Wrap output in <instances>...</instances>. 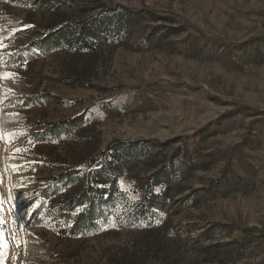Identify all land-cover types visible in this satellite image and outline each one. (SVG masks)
Wrapping results in <instances>:
<instances>
[{
  "label": "rangeland",
  "instance_id": "1",
  "mask_svg": "<svg viewBox=\"0 0 264 264\" xmlns=\"http://www.w3.org/2000/svg\"><path fill=\"white\" fill-rule=\"evenodd\" d=\"M0 41V264H264V0H0ZM110 146L125 194L60 234Z\"/></svg>",
  "mask_w": 264,
  "mask_h": 264
},
{
  "label": "trees",
  "instance_id": "2",
  "mask_svg": "<svg viewBox=\"0 0 264 264\" xmlns=\"http://www.w3.org/2000/svg\"><path fill=\"white\" fill-rule=\"evenodd\" d=\"M114 11L102 13L98 18L89 22V24H76L57 31L53 40L58 43L67 42L71 45L82 44L84 48L89 47L86 34L96 32L102 28V16ZM118 148L110 146L104 153L113 151L111 156H106L99 165L87 171L86 184L83 189V195L79 196L76 201L72 200L60 208L62 219L68 224L65 225L60 234L79 236L86 232L92 226V222L96 215V207L94 199L106 198L107 201L115 202L116 199L125 194V187L121 189L120 179L123 176V169L119 162L120 156L115 155ZM162 192L151 188L146 191L138 200L133 203L136 214L143 215L148 209L150 203L160 202L162 200Z\"/></svg>",
  "mask_w": 264,
  "mask_h": 264
},
{
  "label": "snow or ice",
  "instance_id": "3",
  "mask_svg": "<svg viewBox=\"0 0 264 264\" xmlns=\"http://www.w3.org/2000/svg\"><path fill=\"white\" fill-rule=\"evenodd\" d=\"M3 46H4L3 42L0 41V47H3ZM9 55L11 56L12 53H9ZM0 63H6L5 61H3V57H0ZM25 63H26V61H25ZM14 77H15V74H13V73H4V74L0 75V79L14 78ZM9 91H11V90H9ZM8 102L11 103L12 101H8ZM15 151L19 152V151H21V149L16 148ZM120 184H121V189L123 190V181H121ZM29 207L31 208V206H29ZM25 215H29V213L25 212ZM3 224H4V221L2 218H0V254H2L4 244L6 242V238L3 235V231H4L3 227H2ZM112 226L114 227L115 224L113 223ZM20 227L23 228V225H21ZM16 247H17V249L20 248V242L19 241L16 242Z\"/></svg>",
  "mask_w": 264,
  "mask_h": 264
}]
</instances>
